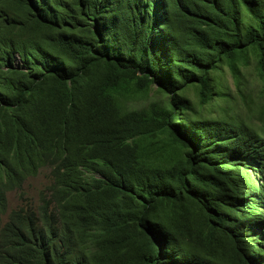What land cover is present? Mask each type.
I'll return each mask as SVG.
<instances>
[{
    "label": "trees",
    "instance_id": "trees-1",
    "mask_svg": "<svg viewBox=\"0 0 264 264\" xmlns=\"http://www.w3.org/2000/svg\"><path fill=\"white\" fill-rule=\"evenodd\" d=\"M253 63L264 0H0V264H264L263 129L187 94Z\"/></svg>",
    "mask_w": 264,
    "mask_h": 264
},
{
    "label": "rangeland",
    "instance_id": "rangeland-1",
    "mask_svg": "<svg viewBox=\"0 0 264 264\" xmlns=\"http://www.w3.org/2000/svg\"><path fill=\"white\" fill-rule=\"evenodd\" d=\"M243 78L240 85L233 77L231 71L225 66L220 73L222 89L227 91V97H215L213 101L202 106L196 94L191 88L187 94L192 98L195 106L201 111L202 116L211 118H240L252 124L254 127L262 128L264 133V115L261 113L259 92L262 88V81L255 70L254 63L250 66H243ZM166 99L163 94L156 91L150 93L149 100ZM146 102V101H145ZM136 102L135 106L145 103ZM48 184V170H42L39 175L30 178L25 187V194L33 200L36 199L38 191ZM20 203V194L18 192L10 195L11 207H15Z\"/></svg>",
    "mask_w": 264,
    "mask_h": 264
}]
</instances>
